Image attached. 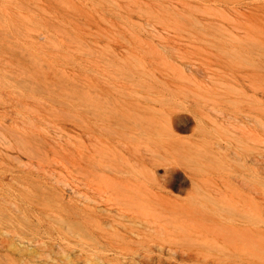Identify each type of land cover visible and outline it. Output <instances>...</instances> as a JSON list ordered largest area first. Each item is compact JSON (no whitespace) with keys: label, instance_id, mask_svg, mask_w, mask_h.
<instances>
[{"label":"rangeland","instance_id":"1","mask_svg":"<svg viewBox=\"0 0 264 264\" xmlns=\"http://www.w3.org/2000/svg\"><path fill=\"white\" fill-rule=\"evenodd\" d=\"M218 126L264 140V0H0V264H202L105 180L184 200Z\"/></svg>","mask_w":264,"mask_h":264},{"label":"bare ground","instance_id":"2","mask_svg":"<svg viewBox=\"0 0 264 264\" xmlns=\"http://www.w3.org/2000/svg\"><path fill=\"white\" fill-rule=\"evenodd\" d=\"M161 127L170 129V123ZM218 129L220 132L208 137L188 141L184 156L192 185L184 200L165 201L152 190L142 192L139 198L138 188L130 195L129 185L109 177L105 183L124 201L127 215H122L154 230L170 243L169 250L172 246L181 247L185 260L195 258L202 264H264V152L256 154L251 148L264 140L243 127L239 134L226 126ZM232 161L240 169H232ZM109 168L117 170L114 164ZM197 171L204 178L196 179ZM234 171L239 174H232ZM70 228L83 236L87 234L79 222L70 223Z\"/></svg>","mask_w":264,"mask_h":264}]
</instances>
